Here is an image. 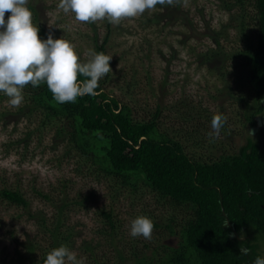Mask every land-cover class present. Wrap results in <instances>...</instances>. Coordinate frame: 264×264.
Returning a JSON list of instances; mask_svg holds the SVG:
<instances>
[{"label": "trees", "instance_id": "16d2710c", "mask_svg": "<svg viewBox=\"0 0 264 264\" xmlns=\"http://www.w3.org/2000/svg\"><path fill=\"white\" fill-rule=\"evenodd\" d=\"M222 4L235 16L232 22L239 45L229 51L220 35H215L218 47L208 55L217 57L220 64L227 63L237 79V88L225 83V90L242 108L240 122L251 131L236 152L192 157L180 139L159 129L156 117L136 119L131 107L111 97L100 82L97 95L63 104L53 99L46 83L36 87L29 83L24 88L26 101L16 111L15 120L38 117L30 134L52 133L54 145L65 146V156L74 152L79 157V171L106 180L118 199L127 190L140 200L150 193L157 204L187 209L183 220L171 214L160 222L145 213V205L140 215L152 219L153 231L164 232L158 239L142 241L137 237L127 241L123 221L114 209H101L100 232L113 257L100 254L92 241H83L80 249L94 264H253L257 256L264 257L258 244L264 236V0H222ZM157 5L169 8L165 0ZM39 29L38 35L46 38L45 28ZM5 97L0 93V99ZM159 112L160 108L156 115ZM3 115L0 112V121ZM61 193L38 191V196L50 202L51 211H33L30 199L20 190L0 188V198L25 209L38 230L35 237L18 244V257L11 264H43L46 254L61 244L74 250L77 234L69 221L70 212L74 206H85L87 198L71 199ZM166 236L176 237L177 244H169ZM241 247L249 253L242 254Z\"/></svg>", "mask_w": 264, "mask_h": 264}, {"label": "rangeland", "instance_id": "374dc122", "mask_svg": "<svg viewBox=\"0 0 264 264\" xmlns=\"http://www.w3.org/2000/svg\"><path fill=\"white\" fill-rule=\"evenodd\" d=\"M165 1L169 8L156 5L139 16L123 18L118 24L106 19L76 21L72 13L58 9L59 0H28V7L33 22L54 38L63 36L69 40L80 60L86 62L89 49L99 52L101 46L105 54L113 57L109 62L112 71L99 82L111 97L129 105L136 119L156 117L159 129L180 139L187 153L197 159L216 157L223 151L236 152L251 131L240 122L242 108L229 99L228 89L225 90V83L237 88V79L230 74L232 68L227 63L220 64L217 57L208 55L218 47L215 35H220L221 44L229 51L239 45L232 22L235 16L222 0ZM9 15L5 13V20ZM8 101L7 96L0 99V112L4 113L0 121V188L20 190L30 199L33 211H51L50 202L38 196V191L54 196L66 192L71 199L86 197L85 206L72 208L69 220L77 234L74 251L85 259V264L94 262L80 249L83 241H92L100 254L113 257L112 248L100 232L104 223L101 209H114L123 221L127 241L132 238L130 223L145 205V213L160 222L171 214L183 220L186 208L157 204L150 193L144 194L143 200L128 190L119 199L115 197L106 180L78 170L79 157L74 152L65 156V146H55L52 133L30 134L37 127L38 117L15 120L16 111L26 101L25 95L19 106ZM159 108L161 112L156 115ZM217 113L227 119L220 135L210 137L211 119ZM37 231L25 209L0 198V264H11L18 257V244L35 237ZM163 232L153 231L151 239L162 237ZM137 239L145 240L142 236ZM164 240L177 244L176 237L166 236ZM258 244L264 255L263 235Z\"/></svg>", "mask_w": 264, "mask_h": 264}, {"label": "clouds", "instance_id": "9594fccd", "mask_svg": "<svg viewBox=\"0 0 264 264\" xmlns=\"http://www.w3.org/2000/svg\"><path fill=\"white\" fill-rule=\"evenodd\" d=\"M164 0H59L58 9L72 13L79 22L106 19L120 23L123 18H133L153 9ZM9 12L7 20L5 13ZM33 22L28 0H0V93L9 103L19 106L23 91L29 83L36 87L46 83L53 99L60 103L75 102L84 95H97L99 80L111 70L113 57L89 49V59H79L75 46L63 36L54 38L51 33L43 38ZM78 74L82 79L78 80ZM226 117L217 113L211 119L209 136H219ZM154 229L152 219L139 215L130 223L129 234L151 239ZM248 248L241 247L244 255ZM43 264H85V259L65 244L52 248ZM253 264H264V257L257 256Z\"/></svg>", "mask_w": 264, "mask_h": 264}]
</instances>
